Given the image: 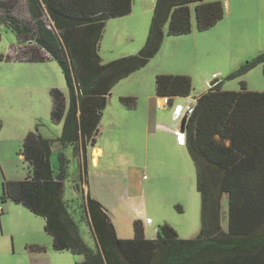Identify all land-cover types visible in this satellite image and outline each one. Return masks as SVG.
Segmentation results:
<instances>
[{"label":"trees","instance_id":"1","mask_svg":"<svg viewBox=\"0 0 264 264\" xmlns=\"http://www.w3.org/2000/svg\"><path fill=\"white\" fill-rule=\"evenodd\" d=\"M7 1L11 0H0V28L16 32L19 44L6 58L56 61L61 67L69 98L60 89L51 90L52 121L63 123L57 142L72 146L78 157L83 153L87 184V146L96 145L113 88L159 54L166 25L170 36L191 33L192 5L200 32L226 16L221 0H156L145 46L135 55L103 63L99 50L106 25L130 15L133 0H12L26 7L24 15ZM259 63L264 64V53L246 66ZM222 84L196 100L187 123L186 147L196 165L202 200V227L196 238L181 239L165 224L158 226L155 239H149L141 220L134 223V238H119L107 210L85 195L81 184L73 186L79 196L67 199L69 161L60 152L59 169L54 171L56 141L42 136L40 124L28 133L20 150L31 174L21 181L4 180L1 202L12 201L44 218L54 250L72 252L79 257L76 264H264V92L248 91L245 82L241 91H224ZM192 91L190 76L156 77L157 95L169 102L189 97ZM121 102L129 109L137 106L135 97H122ZM223 194L229 204L228 232L221 224ZM82 222L92 230L95 249L82 237Z\"/></svg>","mask_w":264,"mask_h":264},{"label":"rangeland","instance_id":"2","mask_svg":"<svg viewBox=\"0 0 264 264\" xmlns=\"http://www.w3.org/2000/svg\"><path fill=\"white\" fill-rule=\"evenodd\" d=\"M211 1L215 0H206ZM221 1L226 6V16L207 31L197 30L195 5L191 6L194 27L190 34L170 36L169 24L166 25L163 53L159 52L156 59L119 82L113 88L103 112L97 144L118 146L117 150L111 151L109 157H105L107 162L115 163L109 173L112 171L124 176L130 174V170L134 172V186L144 195L147 209L153 219V224L148 229L151 238H156L155 230L165 224L174 228L181 239L196 238L202 227V200L197 189L196 165L187 147L181 145L183 148L179 149L173 144L165 145V150H171L173 157L176 156L178 160V167L172 171L168 168L159 171L154 163L157 159L162 161L168 157L161 155L159 145L156 144L157 138L162 137L164 133L152 127L149 134L157 135L147 137L148 131H144L142 123L147 96L156 90V80L152 74L176 75L174 72H181L192 78L191 98H179L175 101L182 103L184 107L194 104L195 98L205 93L206 80H209L210 85L216 78L221 79L224 91H241V83L245 82L248 91L264 92V64L259 63L247 68L249 62L264 53V0H256L250 5L258 14L257 23L253 26L245 19L252 12L251 9H236L237 0ZM12 3V0L7 1L9 6L17 7L21 13L26 10L21 3ZM155 5L156 0H134L130 15L108 21L99 50L103 63L135 55L145 46L153 22ZM0 35V120L4 122L3 128L0 129V209L4 210L0 213V264H75L73 259L77 258L72 252L57 253L53 249L39 252L31 248L30 234L24 233L30 231L24 228L25 217L19 212L27 210L23 206L10 204V211L8 206L1 202L4 180L21 181L30 175L28 162L20 156L23 145L20 132L35 130L40 124L43 136L58 139L63 131V123L58 125L52 121L51 90L60 89L69 98V88L56 61L30 63L25 60L7 59L6 56L19 44V38L16 32L3 26L0 28ZM195 40H198V48L194 47ZM216 72L217 75L214 76ZM122 97H135L137 101L143 102L145 106L140 110L143 113L132 114V119H129V109L121 102ZM175 107L174 104L171 108L159 110L158 115L162 124H174L179 129L182 119L171 121ZM57 143L55 142L52 157L55 172L59 169ZM64 153L69 161L67 199H75L79 196L73 188L75 184H81L84 192L86 190L84 167L72 146L65 149ZM162 172L171 174L172 178H161ZM228 214V197L223 194L221 224L225 232L229 230ZM80 229L87 244L95 249L97 242L91 228L82 222ZM35 233L37 235L33 238L48 237L43 228L40 230L43 237L38 236L36 228ZM44 242L47 243L46 240Z\"/></svg>","mask_w":264,"mask_h":264},{"label":"crops","instance_id":"3","mask_svg":"<svg viewBox=\"0 0 264 264\" xmlns=\"http://www.w3.org/2000/svg\"><path fill=\"white\" fill-rule=\"evenodd\" d=\"M256 0H237L236 4V9H240V11H245L247 9H251L252 12H250L245 19H247V23L253 25H256L257 20H258V14L255 12L254 8L250 5L254 4ZM248 3V4H247ZM133 6H134V0H133ZM230 7V6H229ZM133 11V10H132ZM123 18V17H122ZM117 19V18H116ZM182 38V37H178ZM179 40V39H176ZM198 40L194 41V47L198 48L197 44ZM176 43V41H173ZM166 43H164L165 45ZM165 47H162V50L160 51V54L163 53V50ZM159 56V55H158ZM158 56H156L154 59H156ZM167 73V72H163ZM176 75H184L181 74V72H174ZM170 74V73H167ZM153 77L156 80V77L159 75V73H154L152 74ZM214 76L217 75V72L213 74ZM188 76V75H187ZM152 77V78H153ZM209 80H206V87L205 92H207L211 86L208 85ZM156 87V86H155ZM223 89V86H222ZM192 95V94H191ZM191 95L189 97H175L172 98L171 102L167 106L160 107L163 103V98L159 97L156 93V90L153 92H150L147 96V104L145 107L146 112H144L142 116V123H143V128L144 131H148L146 133V136L148 135L150 137H156V135L153 136L151 133L150 128L155 127V130L158 132H163L164 134L162 137L157 138L156 144L159 145V150L161 155H164L165 157H168L164 160L157 159L154 163L156 168L159 169V171H164V168H168L170 171L173 169H176L178 167V160L177 157L172 154V151H166L165 150V145L167 144H173L176 148H183L176 140V135H175V129L177 125H168V124H162L158 111L163 110L164 108H171L174 106H183L182 103H176L175 101L179 98H185L189 99L191 98ZM138 97V96H137ZM200 97V96H199ZM198 97V98H199ZM68 98V97H67ZM139 98V97H138ZM198 98H195V102ZM194 102V104H195ZM143 103V102H142ZM139 101H137V106L135 109H129V119H132L133 115L132 114H142L141 109L145 105L142 104ZM189 106V105H187ZM184 107V106H183ZM134 110V111H132ZM134 112V113H130ZM139 112V113H135ZM172 122L176 121L177 119L174 116V112L172 113ZM103 117V115H102ZM162 119V118H161ZM3 121L0 120V129L3 128ZM161 127V128H160ZM33 131V130H31ZM29 130L22 131L20 132V136H22L23 142L25 138L27 137L28 133L31 132ZM101 131V130H100ZM63 132V131H62ZM101 133V132H100ZM42 134V133H41ZM24 135V136H23ZM62 135V133H61ZM60 135V136H61ZM100 135V134H99ZM98 135V137H99ZM43 136V134H42ZM59 136V137H60ZM24 137V138H23ZM46 139L53 140L57 142V139H51L46 136H43ZM97 137V139H98ZM21 141V140H20ZM82 146V144H81ZM186 146V145H185ZM57 147L60 152L64 153V150L67 149L68 147H63L61 144L58 142ZM118 149V146H104V145H99L96 142L95 146L88 145L87 146V158H88V184L85 182V195L90 194L91 197L98 202H100L104 208L107 210L108 214L110 215L112 222L114 223V226L116 228L118 237L121 239H132L135 236V230H134V223L136 220H141L145 224V229H146V236L149 239H155L151 238L149 236V231L148 229L150 228L149 226H152L153 224V219L150 217V213L147 209L146 205V199L144 195L141 194L140 191L137 190V188L134 186L135 183V176L134 172L130 170V174L128 175H122V173L115 174L111 171H109L115 166V163L113 164L107 162L105 160V157H109L111 155V151H115ZM54 154V153H53ZM65 154V153H64ZM156 157H158L156 150H155ZM66 155V154H65ZM83 153L81 152L79 155V160L83 164V159H82ZM22 158L23 155H20ZM53 157V155H52ZM53 159V158H52ZM104 159V161H101ZM52 165L53 161L51 160ZM54 166V165H53ZM149 168V166L147 167ZM31 174V171H30ZM161 178L165 179H170L172 178L171 174H168L166 172H162L160 174ZM90 177V178H89ZM13 181V180H12ZM126 181V182H125ZM3 183V182H2ZM10 204H15L12 201L7 202L5 205L8 206V208L11 211V205ZM17 206H22L19 204H16ZM27 211L20 210L21 215L25 217L24 220V228L26 227L28 231H25L24 233L30 234V246L31 248L39 251V252H46V249H53V239H50V235L47 236L46 239L43 237L40 233L41 228L45 230V219L39 216L34 215L29 209L23 206ZM4 212V210H3ZM147 219H150L151 222L148 224ZM35 228L38 229V236L43 237L44 239L40 238H33V236L37 235L35 233ZM44 232V231H43ZM46 232V231H45ZM149 232V233H148ZM155 233L157 234V229L155 230ZM82 234V231H81ZM83 237V234H82ZM52 238V237H51ZM84 239V237H83ZM44 240L47 241L46 244H44ZM86 242V240L84 239ZM87 243V242H86ZM54 252H57L54 250ZM57 253H65V252H57ZM73 254V253H72ZM76 256L75 254H73ZM77 259H73L75 264L78 262L79 257L76 256Z\"/></svg>","mask_w":264,"mask_h":264},{"label":"built area","instance_id":"4","mask_svg":"<svg viewBox=\"0 0 264 264\" xmlns=\"http://www.w3.org/2000/svg\"><path fill=\"white\" fill-rule=\"evenodd\" d=\"M169 104H170V102H169L168 98H163V103L160 107L167 106ZM193 111H194V104L189 105L187 107H183V106L179 105V106H176L174 109V116L177 120L182 119L186 113H189V115H191L193 113ZM175 135L177 137V142L180 145H186V134L181 133L180 128L175 129ZM0 213H2V209H0ZM150 222H151V220L147 219V223L149 224Z\"/></svg>","mask_w":264,"mask_h":264},{"label":"water","instance_id":"5","mask_svg":"<svg viewBox=\"0 0 264 264\" xmlns=\"http://www.w3.org/2000/svg\"><path fill=\"white\" fill-rule=\"evenodd\" d=\"M220 82H221V79L220 78H216L213 82H211L210 86L214 87L215 85L219 84ZM189 116H190L189 113H186L184 115V117L182 118V120H181L180 131L183 134H186L187 123H188V120H189Z\"/></svg>","mask_w":264,"mask_h":264}]
</instances>
